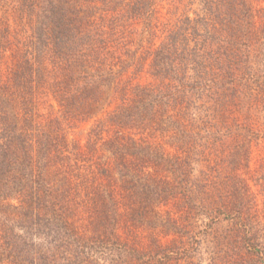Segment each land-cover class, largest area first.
Returning a JSON list of instances; mask_svg holds the SVG:
<instances>
[{
	"label": "trees",
	"instance_id": "trees-1",
	"mask_svg": "<svg viewBox=\"0 0 264 264\" xmlns=\"http://www.w3.org/2000/svg\"><path fill=\"white\" fill-rule=\"evenodd\" d=\"M0 264H264V0H0Z\"/></svg>",
	"mask_w": 264,
	"mask_h": 264
},
{
	"label": "rangeland",
	"instance_id": "rangeland-1",
	"mask_svg": "<svg viewBox=\"0 0 264 264\" xmlns=\"http://www.w3.org/2000/svg\"><path fill=\"white\" fill-rule=\"evenodd\" d=\"M88 124H81L77 127L72 128L70 132V138L76 141L83 142L85 140Z\"/></svg>",
	"mask_w": 264,
	"mask_h": 264
}]
</instances>
